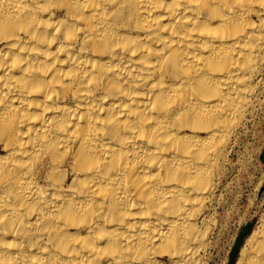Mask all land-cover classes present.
I'll return each mask as SVG.
<instances>
[{
  "label": "clouds",
  "instance_id": "obj_1",
  "mask_svg": "<svg viewBox=\"0 0 264 264\" xmlns=\"http://www.w3.org/2000/svg\"><path fill=\"white\" fill-rule=\"evenodd\" d=\"M261 150L264 0H0V264H221Z\"/></svg>",
  "mask_w": 264,
  "mask_h": 264
},
{
  "label": "rangeland",
  "instance_id": "obj_2",
  "mask_svg": "<svg viewBox=\"0 0 264 264\" xmlns=\"http://www.w3.org/2000/svg\"><path fill=\"white\" fill-rule=\"evenodd\" d=\"M263 156L264 150H261L259 153V159L261 160V162H264ZM255 194L257 199L264 201V185H258ZM258 218V214L241 217L226 227L223 234H221L217 239V243L219 244L222 253L221 264L234 263V260L245 237L250 233L254 225L257 223ZM237 240H239L238 248L236 252L233 253Z\"/></svg>",
  "mask_w": 264,
  "mask_h": 264
},
{
  "label": "bare ground",
  "instance_id": "obj_3",
  "mask_svg": "<svg viewBox=\"0 0 264 264\" xmlns=\"http://www.w3.org/2000/svg\"><path fill=\"white\" fill-rule=\"evenodd\" d=\"M262 223H264V221H261V219L259 217L257 223L254 225V227L252 228V230L250 231V233L245 237V239H244V241H243V243H242V245H241V247H240V249H239V251L237 253V256H236L233 264H238V261H239L240 255H241V251L244 248L247 239L253 234V232L257 228H259L261 226Z\"/></svg>",
  "mask_w": 264,
  "mask_h": 264
},
{
  "label": "water",
  "instance_id": "obj_4",
  "mask_svg": "<svg viewBox=\"0 0 264 264\" xmlns=\"http://www.w3.org/2000/svg\"><path fill=\"white\" fill-rule=\"evenodd\" d=\"M263 157H264V156H263ZM239 239H240V238H239ZM238 243H239V240H237V243H236V245H235V247H234L233 253L236 252V250H237V248H238Z\"/></svg>",
  "mask_w": 264,
  "mask_h": 264
}]
</instances>
